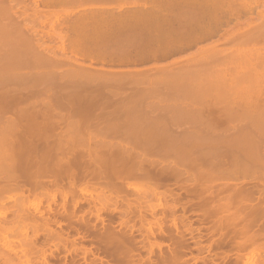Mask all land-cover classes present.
<instances>
[{
    "label": "rangeland",
    "instance_id": "rangeland-1",
    "mask_svg": "<svg viewBox=\"0 0 264 264\" xmlns=\"http://www.w3.org/2000/svg\"><path fill=\"white\" fill-rule=\"evenodd\" d=\"M3 1H7V4L9 3V6L15 9L14 10L15 13H13V19L17 20L20 18V20L19 21L17 20V22L19 25H21V29L26 31H20L21 29H18L20 28L19 25H17L18 28L17 27L13 28L16 25L13 24L12 20L10 22L9 20L10 18H9L8 19L9 21H5L7 20L6 17L4 20V17L0 15V84H1L0 99L10 100L13 98H19L23 100L17 103H10L9 101H7V103L2 102V105H4L5 107L3 106L4 108H2V113H0L1 114L0 123H2L1 126L6 124L10 125L11 123L15 122L18 118H19L18 120H20L21 115L28 113V111L29 113H31L33 110L34 111L40 110V112L46 111V113L48 114L57 115V116L64 115L67 116L65 118L67 121V118L72 117L74 119L76 118V116H79V112L78 111L76 112V110L82 108L84 110V108L86 107L85 110H87L88 108L89 109L88 113L91 112V116L93 119L92 121L93 122L94 121L98 122V120L100 121L99 124L96 122L98 125L90 128L81 127V126L74 127V126L65 125V122L62 123L59 122L57 123L58 125L57 124L55 125V129L51 130L53 131L52 133L50 132L51 136H49L48 134L46 137L48 138L53 137L51 139L52 142L56 140L57 137L55 136H57L58 134V135H62L64 139L72 140L77 143L80 140H82V142L84 143H87L89 141L91 145H95L100 141H108V140L116 143L124 142V140H126L124 138L130 137V135L131 137L133 136L135 137L136 135H138V131H139V129L137 128L138 123L132 124L133 121L131 123L129 119L134 120L136 123L137 119L142 120L143 118L144 120L149 117L148 118L149 120L151 117L154 119L158 118L156 119L158 124H156V121L154 120L155 121L154 124L156 125V130H154L155 128L152 129L154 130L152 132H149L148 130L143 128H141V130L152 135L154 138L157 139V140L155 139L156 141L160 143H164L168 146L175 147L177 144L171 145L170 143L174 144L179 142V140L182 141V139L183 140L186 139L187 142L192 141V139L196 137L195 136L196 131L206 130V128L204 129L202 127L204 125H201L204 124L203 118H206L205 115H208L209 109L215 110V108L218 107V111L220 112L223 111V113L226 114H228L227 112L229 113L232 112L230 114H232L233 116L235 115L236 117L235 116L231 117V115L228 114L230 115L229 118L226 117L225 115L223 116V114L221 113L223 117L229 119L227 121H223L225 120L224 118L223 120H221V122L219 121L218 124L216 123V125H218L216 126L217 128H215L217 129L216 131H219L220 133V130L221 131L225 130V132L223 131L224 134L225 133L227 134V130L228 133L229 132L231 133V131L235 132L237 128L234 127L233 125L235 124L239 127L240 126L239 122H241V131L243 130L244 132L245 130V132H247L246 133L247 137H244L245 141H243V144L245 143V148L247 150H250L251 151L250 153H253L254 151H255L254 153H257L256 150L259 149L258 147H261V145L263 147L264 138H259L258 141L251 140L249 136L250 132H248V128H251L250 131L253 130L255 131L257 129L255 132H257V134L258 132H260L261 133V134L259 133L260 135H262L263 134L262 132H264L263 130L264 129V0H251V1L244 0L245 2L248 1L249 5L250 6L252 5L251 7L247 6L248 3L242 2V0L241 1L229 0L231 3L227 0L226 3L224 0L223 1L220 0L221 2H223V4L225 3L224 7L226 9L222 7L223 6L222 3L221 6H220V2L217 4L218 6H216L217 1L211 0L214 2L216 1V3L210 6L211 9H209L210 7L208 9L217 11L218 9L216 7H219L220 10V12L218 10L219 13L215 12L218 13V15L214 13L217 18L215 17V15L211 14L213 13V11H210L207 14V15L210 14L213 15L214 18H212L210 15L212 21L210 18L209 21L213 22L214 26L216 25L215 27L214 26L212 27L213 24L207 21L208 19L206 18L207 15L206 17L204 16L205 19L204 17H202L205 13H207L206 7H204V9L206 10V11L204 10L205 11L204 12L203 10L200 11L199 6L198 7L196 6L200 2L204 6V4L208 0L207 1L204 0L205 2L202 1L198 2L199 0L198 1L192 0L194 1L193 2L194 4L197 2V4H195V7L199 9L200 13L201 12L203 13L200 14V16L202 15L201 19L203 18V20H200L198 18L199 17L198 12H197L198 14L194 13V11L196 12L198 10H195L194 9L195 7L191 6L188 3L190 0H187L186 5H184L183 1L185 0H183L182 1L183 6L181 5L182 3L180 2L181 0L179 1L173 0L174 2L172 0H167V1L165 0L166 1L165 3H163L164 0H159V1L158 0H121V1L119 0V2H117L118 0H115L116 2L114 1V3L113 0H110L111 1L110 3L108 0L106 3H103V0H80V1L78 0L77 1L76 0L73 1L72 0H16L17 1L16 3V1L14 0L17 6L15 5L13 0H3ZM32 1L34 3L37 2L36 4H34L35 6L31 4L33 3ZM211 1L210 4H212ZM235 1H237V3H233ZM168 2L172 4L170 5L168 4ZM228 2L230 4H228ZM250 2L252 3L250 4ZM244 3L247 5L243 7ZM103 4L105 5L107 4L106 7ZM178 4L179 7L181 5V7L186 9V11L188 12L193 9L192 10L193 12L191 11L192 12L191 16L189 13H187L189 14L188 19H190L188 20L187 23H186L187 16L186 18L184 17L187 14L185 15L182 14L184 16L181 15L182 18L184 17L183 19L181 18L183 21H181L178 18L180 16L179 13L180 14L183 13L184 9L182 8L183 10L182 12L180 11L178 12V10L173 9L174 7L179 9ZM207 4H205V6ZM159 5L160 7H158ZM166 5H170V6H166ZM14 6H16V8ZM36 6L38 8L37 10H36ZM107 6L109 8L112 6L113 10L112 8L108 9ZM208 6L209 5H207V7ZM169 7L173 9V11L169 10L170 9ZM100 8L101 10L104 9V11L106 9L105 11L106 13L104 11L99 12ZM85 9L90 10V12L98 9V11L97 12L95 11L94 13L87 12V14L90 15L92 14L96 16L95 17V19H97V21L95 20L96 22L94 21V19L91 20L94 16L92 15L91 16L87 15V17L85 16L86 15ZM80 10L81 11L83 10V13ZM107 10L109 13H111L112 11L114 13L112 12L111 14H109ZM134 10L135 11L137 10L136 11L137 13H135ZM147 10L148 12L150 10V12L148 13ZM167 10L168 12L170 11V13H167ZM79 12L85 15L82 16V14H80ZM157 12L160 13L158 14ZM95 13L96 14L101 13V14L96 15ZM139 13L141 15L143 14L146 15H144V17L141 16L140 18L138 17V15H140ZM134 14L136 15L138 14V15L136 16ZM176 14L179 16H177ZM196 14H197V18L195 19L196 16L194 15ZM219 14L222 15V18L224 20L221 19L220 17L221 15ZM104 16L106 17V19L108 17L111 19L108 18L107 20L109 21H107L105 18H103ZM135 17H137L136 18L137 21L133 20V18ZM87 18L89 20H87ZM99 18L101 22L99 21ZM101 18L103 19V22ZM215 18L216 20L219 19L216 21L217 24L214 23ZM104 19L107 21V23L105 22ZM220 19L222 21H220ZM227 20L229 21L227 22ZM23 21L24 23L26 22V25L22 23ZM196 21H198L197 23L199 22L203 23L201 24L203 29H201L202 27L200 26V23L198 25H195L197 24ZM119 26L121 28L125 27V29L122 30L120 28V30H118ZM206 26L208 30L205 28ZM189 28L191 30H189ZM197 29L199 31H197ZM200 30H203L204 33L207 30L208 33L206 32L205 33L206 36H205L203 31ZM94 31L95 33H93ZM191 31H195V34L194 32L192 33ZM106 32L109 33L107 36L105 34ZM197 32H202L203 34ZM209 32L211 33L209 34ZM189 33L190 35L192 33V36L194 34V36L190 37ZM95 34L100 36L97 38ZM199 34H201V36H199ZM202 35L205 37H203ZM228 35H230V37L225 39V37H227ZM94 37H96V39ZM25 38L26 39L29 38V40L32 38L31 47L30 45L27 46V44L30 42L27 41L28 42L27 43ZM23 40H25L27 44H25ZM95 40L97 41L94 42ZM93 42L96 44H93ZM104 42L105 43L108 42L107 43L108 45H106ZM131 42L133 44L134 43L136 44L133 45ZM141 42L143 44L140 45L139 43ZM98 43L101 46H99ZM123 43L125 46H123ZM125 43L127 44V47ZM97 44L99 48L96 46ZM120 44L122 46H120ZM138 44L141 47L145 45L144 47H146L147 49L146 48H143L144 50L141 49L140 52L144 51L143 53H140L139 51L137 52V50H140L141 48ZM128 45L130 48L128 47ZM134 46L139 49L134 48ZM165 47L167 49V52L165 51L166 49H164ZM121 48L122 50L123 48L125 49L127 48L126 50L128 51L123 50L124 51L123 52L122 50H120ZM149 48L151 51L148 50ZM116 49L120 51L122 54L120 52L116 53L118 52L115 51ZM134 49L136 54H134L135 53L133 51ZM145 49L146 51L147 50L148 51L146 52ZM105 51L106 52L108 51V53H106ZM111 51H113V53ZM86 52L89 54H87ZM109 52L112 54L111 55L112 57L110 56ZM149 52H151V54ZM114 54H116L115 56L116 58H114ZM99 55H101L102 57ZM119 57H122L123 60ZM108 58H110L111 60H109ZM238 73L241 75H239ZM200 100L203 103L201 105L200 102L199 103L200 106H198L199 105L198 102ZM213 100L214 101L216 100V102H214ZM228 100L229 102H232L231 100H233L234 102L233 104L236 103L235 101L239 100V102L242 105L247 102V105L246 104L245 106L243 105L244 106L243 108L238 103L239 108L237 107V104H235V106L237 107V109H235V106L233 104H231L230 106ZM241 100H244V102L242 103ZM86 101L87 103H85ZM219 101H221L220 102L221 104L219 103ZM88 102H90L89 103L90 106H86ZM192 102H194V104ZM196 102L198 105L196 104ZM191 103L194 106L193 105L190 106ZM222 104L223 106H221ZM226 105L229 110L232 109L231 108L232 106L235 110L226 111L224 110L225 108L223 109L221 108L224 106L226 107ZM197 106L198 108H196ZM241 107L242 109H240ZM243 109L247 111L243 112ZM236 111L237 114H234ZM238 113H241L240 116L238 115ZM68 115L70 116L68 117ZM97 115L99 116V118L96 120ZM104 115L105 117H103ZM5 116L7 117L10 116V117L8 118L6 117L7 119H2V117L5 118ZM12 116L14 119L13 118L11 119ZM93 116H95V120ZM144 116L146 117L144 118ZM102 117L104 118V120L106 118V122L109 121L111 125H113L114 123L115 126H110V125L109 127L102 126L103 124ZM121 117L123 122L125 119H128L129 125L128 124L125 126L122 125L123 128H121V126L120 128H117V125L115 123H117L118 119L119 118L121 119ZM200 118H202L203 121H200L202 123L199 124ZM243 118L246 120L248 118L249 119L251 118L254 120V122L253 120L251 121V119L248 120L249 124L246 123L248 127L247 128L244 127V129H242V125L247 126L244 125V122L246 120L244 121ZM76 119H78V117ZM159 119H161L163 123H165L164 121H166L169 124V126L166 123L164 124L165 125L164 127H158L160 125ZM232 119H234V124L231 121ZM10 120H13V122ZM238 120L240 121L238 122ZM150 121L153 122L152 119ZM250 121L255 124H256L255 121H257V124L260 127L259 129L262 128V130L258 131V126L256 128V125H254V127L253 125L251 126ZM71 122H73V120ZM236 122L238 123L236 124ZM197 123L198 126H196ZM130 124H132L133 127H130L131 126ZM140 124H142V121L140 122ZM229 124H232V127ZM99 125L102 126V128L99 127ZM198 127L200 128L198 129ZM12 129L14 131L17 130V128H12ZM238 129H239L238 131L240 132V127ZM3 130L5 131V129ZM1 133L2 135H4V132L0 130V135ZM141 133L139 132V134ZM46 137L44 139H48ZM0 138H2V136H0ZM50 138L49 140H47L48 142L50 141ZM43 141L44 140H42L41 142ZM184 144L185 141L183 143V146L189 147L187 146V144L191 146L190 143H186L185 145ZM223 146H225V144ZM195 147L196 146H194L193 148L195 149ZM262 147L260 148V150L261 149L263 150L264 147L263 148ZM243 150L246 152L245 149ZM260 150L258 153L264 154L262 153L264 150L263 151ZM168 157L167 160L162 159L160 160L159 163L162 165V163L168 164V162L171 163L172 161L173 163V161L174 162L177 161V158H175L176 160L175 159L171 160L174 156L172 158L171 156ZM181 178L180 181L178 182L174 180L173 177L172 180L171 178L169 179L167 178V180H163L166 179L163 177H157L155 180V182L156 181L157 183L159 182V184L156 183V185L158 186L161 185V187H164L167 181L171 180L170 182L168 181L170 187L167 185L166 186L173 189L174 192L172 194L177 193L176 196H174L175 194L173 195L174 197L177 198V196H180L178 197V199L180 198V200L177 199L178 201H180V203L178 204V201L175 202L178 205H176V208H174L173 210L172 214L174 216L170 214L171 211L167 210L168 208L164 209L162 208L163 206L162 207L160 206L158 208L155 207L158 211V214L160 213L162 215L163 213V215L161 216L162 218L164 217L163 218L164 220H161L163 221V223H161L162 230L159 229L160 227L158 228V225L154 224V222L151 220L152 217H150V214L148 212H150L149 208L156 206L155 204L157 202L155 200L160 198V201H164L165 198L169 197L170 195L169 196L168 194L165 195L166 193L165 192V193H158L157 195L150 197L148 193L150 192L151 187L150 186L148 187V185L145 182L141 181L142 182L141 183L140 181H138L140 183H137V181L134 180V182L131 181L129 183V187L127 186L128 188L126 186H123V188L120 187L122 189H125L126 190L125 192H122L123 191L122 189L117 188L115 190V192H117V194L115 193L117 196H115L114 190L107 191L108 189L106 190L104 188L105 189L104 190L102 188L103 189L102 191L101 188L98 190L96 188V190L94 189L89 190V194L81 198L80 202H78L77 206L75 207L73 214L74 226L77 227L79 226L78 227L79 229L77 227H72L73 224L67 223L65 220H62L60 222V226L68 231V236L66 235V237L67 238L71 237L68 240L65 238L63 239V242L66 245L63 244L61 241V243L65 245L63 247H65L66 249L62 247V244L59 241L60 239L59 240L56 239L55 235H54L55 239L58 240V241L54 240L56 244L54 241H52L54 242V244L51 242V240L48 241V239H46V241L52 243V245L51 244L48 245V243L46 242H45L46 244L44 243L46 246L41 244V241L45 237L44 235L43 236L40 235V237L38 238L39 240L37 242L42 245V248L44 246L43 249L46 250L45 254L48 257L46 259H48V261L50 260L49 264H61L63 261L64 263L62 264H67V263L69 264H104V263L105 264L106 263L107 264H162L163 260L160 261L161 263L159 262V260L161 259V257L164 259L165 256H168V258L166 257V259H164L165 260L163 262L164 264L165 263L171 264V262L168 263L170 260L172 261V264L175 263L184 264L182 263V260L184 259L187 260L190 264H195V263L196 264H233L232 262L234 260L235 253L232 254L233 253L232 251L234 250L230 248L232 250L230 252L229 247L232 246L230 244L235 243L234 236L237 234L236 227L222 229V232H220L219 230H213L212 229L213 222H211L212 219L210 217L209 218L203 217L201 211H204L205 213V210H203L204 207L201 210L202 207H199L200 205L195 201L197 200V198L194 200L193 198H195V196L189 194L185 189L188 183L186 185L184 181L182 183ZM162 181H166L165 185L164 182ZM188 181L192 183L193 180L188 179ZM138 184L141 185L143 184L144 186L146 185L147 188L144 187L143 185L141 186ZM183 184L185 187H183ZM137 185L138 187H136ZM140 186L143 189V190L141 189L142 190L141 192L139 191ZM161 187L159 186L158 189L162 190ZM118 189L122 190L121 192L123 193V195L121 194L120 191H118ZM130 190L131 191L133 190V192H130ZM101 191L103 193L105 191V195H103ZM136 191L137 192L139 191V193H137ZM143 191L147 192L146 195L143 194L145 193ZM107 192H109V194L112 192L111 196L113 195L114 199L112 198L113 196L111 197ZM134 192L137 194H135ZM76 193L77 194L75 195L78 196L81 195L80 193H78V191H76ZM126 194L127 196L124 197V195ZM138 194L139 196L141 195L142 196L139 197ZM95 195H98L99 199ZM130 195L134 196L135 198L131 197ZM106 196L109 201L106 200L107 198L106 199L104 198ZM120 196H123L127 200L123 199V197ZM146 196H148V198ZM101 197L103 199H101ZM109 198H111V200ZM129 198L130 200H132L131 203L130 200L128 201ZM145 198L146 200L147 199L149 200L145 202L146 201L144 200ZM152 198L154 199L152 200ZM190 198L193 199V202L190 201L191 200ZM150 199L153 202L155 201V204L153 202H150ZM125 200L128 201L126 202L127 205L125 203ZM167 200L168 202H172L171 196L167 198L166 201ZM91 202L92 203L96 202V203L92 204ZM112 203L114 205H112ZM145 203H147L146 205L148 207L145 205ZM149 203H151V207H149L150 206ZM96 204L98 205L96 206ZM71 205H72L71 203L68 204V206L72 209ZM144 206L145 209L146 208L148 209L145 210L146 212L143 210ZM197 206L199 210L196 208ZM51 207H52V212L46 209V207L43 208L45 209V214L51 213L52 215L58 217L59 215L55 213H60L64 211V209L60 207L58 204L53 203ZM97 207L98 208L100 207L102 208V210H104L101 211L102 213L97 211V213L99 212V214L100 213L103 214L102 215L103 217L105 216L104 220L107 218L105 221H103V223L101 218L99 219V217H96L94 214ZM119 207L120 209L122 208L124 212L122 211V209L120 210ZM70 208L69 210H71ZM90 208H93L92 209L93 212L90 210ZM100 208L99 210H101ZM136 208L137 209L139 208L141 212H139V210H137ZM124 209L126 211L128 210L126 214L127 215L129 214L128 217L125 218L124 216L127 215L125 214L126 211ZM118 211L119 212L121 211L120 212L121 214ZM122 213H124L125 215L124 214L122 215ZM130 213L131 215L132 214L133 215L131 216ZM135 213H137V215L138 213H140L141 218L139 216L138 218ZM144 213H146L144 215L146 220H142L143 218L142 215ZM81 214L83 215L81 216ZM120 215L123 216L124 223L121 220L122 217ZM205 215L206 214H204V216ZM130 216L133 218H131ZM81 217H83V219ZM170 217L174 218L175 224L170 219ZM147 218L151 221V223L148 222ZM204 218L206 219L203 220ZM85 219L87 221H85ZM108 219H110L108 222L112 221L110 222L112 225L111 224L110 225L112 226L113 229L111 228V226L109 228L108 225H105L104 222L107 223ZM126 219H128V221ZM132 219L134 220L135 223L132 222L133 221ZM83 220L85 221V223ZM138 220H140L141 222ZM142 221L144 222V224L148 222L146 224V227H148V224L150 223L152 229H154V231L158 230L159 234L161 233L163 234V232L166 233V231L169 232L172 231L171 234H169L168 236L170 237V235H172L173 239L169 238L167 234L164 235L165 233L163 234L165 237L162 235L160 236V239H158L159 238L158 236H157L158 238L156 237V239L149 238L148 228L146 230V228L143 226ZM86 222L92 223V225L86 224ZM185 222L186 223L188 222L189 224L188 223L186 224ZM129 223L134 224V225L131 224V227L133 226L134 228L128 227L127 225H129ZM101 224L104 225L105 227L102 226ZM93 227H95L94 228L95 232L93 231L94 230ZM105 228H107L108 231L110 230L109 232H111V230H114V232L113 231L111 232V235L113 233L116 235V233L118 232L117 239L116 238L114 239L113 237L114 234L111 237L113 240H116L114 241L113 244H110L111 242L109 240L108 241L105 240L107 238L106 236H109L108 239L111 236V235H107L109 234L107 230H103ZM98 229L99 230L102 229V230L99 231ZM115 229H117L116 230L117 232H115ZM121 229L124 231L122 232ZM177 229L181 232V234L184 233V235L182 236L183 237L185 236L186 239L184 240L185 237L182 239V236L179 238L180 240L186 241L185 243L183 241H180L178 237L173 236L176 234L178 235V233H180L178 232ZM144 230H146L147 233ZM103 231L107 233H103ZM255 231L260 232V230L258 229H256ZM30 232L31 231H29V233ZM21 233L22 232H20V237H21ZM144 233L148 236L149 240L147 239V236L143 235ZM17 234H19V232ZM17 234L15 232L14 237L12 236L15 242V244H13L14 250L11 245L13 252L12 250H10L9 252V250L7 249H5L6 250L5 251L2 248V246H0V250L2 248L3 251H5V253L3 252L4 254L3 253L0 254V259H1L0 261L3 260L2 258L5 259V261L1 262V264L2 263L5 264L6 261H7L6 264H11V263L22 264L20 262L21 257H18L16 255L15 256L11 255V253L13 254L15 251H19L20 249L19 247L21 246V245L18 246L19 243H16V241L18 242L17 239L15 240ZM142 235L144 239H142L143 238ZM166 236L169 238L170 241L166 238ZM219 236L222 238L220 239ZM20 237L17 238L19 239ZM100 237H105V239L102 238L103 243L100 241ZM121 237H123V239ZM176 240H179L178 243L182 245V246L180 245V247L183 250V253L180 251L181 249L179 250L182 254L181 253L179 254V251L177 250L179 249L177 248V246L179 245L176 243ZM104 242L105 243L107 242L109 245H113V246L105 248L106 249L105 250L104 246L106 245L108 246V244L106 243L105 245ZM160 242L161 243L163 242L164 244H162L161 246ZM172 242L175 243L177 248L176 250H174L175 253L178 251L177 253L181 257L177 255V253L174 255L173 254L174 252L169 251L170 249H172L173 246H174L173 249H175V245L174 243L172 245ZM182 242L187 247H185V245L183 246ZM259 242H261V240ZM57 244L58 246H55ZM219 244L222 247H220ZM28 245L30 244L28 243L26 246L24 245L22 247H27L24 249L28 250ZM47 246H49L51 250ZM54 246L56 250H54L55 248L52 249ZM33 247L36 248L34 245L31 248ZM109 248H112L111 251H109L110 250ZM33 250L32 252H28L30 251L28 250L25 253L26 255L30 256V260L31 258L36 259V261L32 259L34 263L36 262L39 263V260L41 258V256L39 255H41V252L39 251L35 252V250L34 251ZM124 250H126V252ZM165 250H167V254L164 255L163 257L162 255L164 254ZM49 251H53V252H51V254H48L50 253ZM228 252L231 254L230 257L228 256L229 255ZM18 253L15 252V254L17 255ZM171 253L172 256H170ZM32 254H34L33 257H31ZM176 255L177 258L173 257ZM34 256L35 257L37 256V258H35ZM17 257L19 259H17ZM149 257L153 260V262L152 260L150 262ZM172 257L174 260H172ZM178 257H180V259ZM182 257L183 259H181ZM256 257L254 256L253 260H255ZM212 258L214 261L212 260ZM259 259L256 260L258 261V263L256 261H255L256 263L254 261L253 263L252 262L251 263L259 264L260 262ZM99 260L102 263H100ZM166 260L169 261L166 262ZM187 261L185 264H188Z\"/></svg>",
    "mask_w": 264,
    "mask_h": 264
},
{
    "label": "bare ground",
    "instance_id": "bare-ground-1",
    "mask_svg": "<svg viewBox=\"0 0 264 264\" xmlns=\"http://www.w3.org/2000/svg\"><path fill=\"white\" fill-rule=\"evenodd\" d=\"M15 1H14V3H15ZM78 1H80V0H78ZM108 1H109V3L111 2L110 0H108ZM114 1L115 0H113V3H114ZM166 1L164 0V2L163 1L162 2L165 3ZM174 1H176V0H174ZM177 1H179V0H177ZM182 1L183 0H181L180 2H182ZM185 1H183L184 5H186V3H187V0H185ZM196 1H198V0H196ZM200 1L205 2L207 0H205V1L204 0H199L198 2H200ZM208 1H209V3H208ZM208 1L205 3V4L208 3L207 4V5H209L208 7H207V5L205 6V4L203 6V4L201 2L198 3V4H197V2L195 3V4H197L196 5L197 7L199 6L200 11L201 10L204 11L205 10L204 7H206L207 13H205L203 16L201 15L202 17H204V16L206 17L208 12L213 11V10H209V9H211L210 6H212L214 3H216V1H217L216 6H218L217 4L220 2V6H221V3H222V5H223L222 7L225 8L224 5L229 0H227V1L224 0L225 1L224 4L220 0L219 1L216 0L215 2L211 1V0H208ZM210 1L212 2V4H210ZM232 1H234V0H232ZM239 1H241V0H239ZM248 1H251V0H248ZM248 1H246V2L248 3ZM106 2H107V0H103V3H106ZM117 2H119V0ZM169 2H168V4H170ZM183 2L181 3V5L183 4ZM193 2L194 1L190 0L188 3L191 6L195 7V4ZM229 2H228V4L231 3V2L230 3ZM242 2H245V1L242 0ZM16 3H17V1H16ZM16 3H15V5H16ZM36 3L33 2L31 4L34 5ZM233 3H237V1H235ZM245 3L243 5V7L245 5H247ZM251 3L252 2H250V4ZM200 4H202V5H200ZM33 5H32V7H33ZM103 5L106 7L107 4L106 5L103 4ZM170 5H166V6H170ZM181 5L179 7V4H178L179 9H181V10H179L178 8H175V7L173 9L178 10V12L179 11L182 12L183 11L182 10L183 7H181ZM16 6H14V7L16 8ZM174 6H175V4H174ZM200 6H202V7H200ZM247 6H250L249 3H248ZM158 7H160V5ZM176 7H177V4H176ZM110 8H112V6ZM110 8L108 7V9H110ZM216 8L219 10V7H216ZM245 8H247V7H245ZM37 9L38 8L36 6V10ZM93 9H91V10H93ZM158 9H160V8H158ZM164 9H165V7H164ZM173 9L170 8L169 10L173 11ZM194 9L198 10L196 12L194 11V13H197V12L199 13V17L198 18L200 20H203V18L201 19V16H200V14H203V13L202 12L200 13L199 9L196 8V7ZM14 10L15 9H13L11 6H9V3L7 4V1H3V0L0 1V15L4 17V20H5V17H6L7 20H5V21H9L10 20V22H11V20H12L13 24L16 25L13 28H16L17 25H19L17 20L19 21L20 18L17 19V20L13 19V13H15ZM83 10L82 11L80 10V11L83 13ZM112 10H113V8H112ZM214 10H215V8H214ZM218 10L217 11L216 10L213 11V13H211V14H213V15L217 14L218 15V13L220 12V10H219V12H218ZM95 11L97 12L98 9L95 10ZM95 11H91L90 12V10H86V12H85L86 15L82 14L80 12L79 13L82 14V16L85 15L87 17V15H90V14H87V12L88 13H92V12L94 13ZM103 11H104V9L101 10V8H100L99 12H103ZM105 11H106V9H105ZM136 11H135V13H137ZM185 11H186V9H184L183 13H181V14L179 13L180 16L177 15V14L176 15L179 16L178 18L181 21H183L182 19L184 17L186 18V16H187V18H186L187 19L186 23H187L188 20H190V19H188V15L190 14V16H191L193 11L192 12L191 11H189V12L186 11L185 12ZM107 12H108V10H107ZM110 12H111V10H110ZM141 12H142V9H141ZM144 12H145V10H144ZM147 12H148V10H147ZM149 12H150V10H149ZM151 12H153V11H151ZM215 12H218V13H215ZM105 13H104V15H105ZM111 13H109V14H111ZM157 13L159 14L160 12H157ZM167 13H170V11L168 12V10H167ZM187 13H189V14H187ZM221 13H222V10H221ZM97 14L100 15L101 13H97ZM182 14H184V15L187 14V15L184 16ZM197 14L194 15V16H196L195 19L197 18ZM134 15H136V14H134ZM144 15H146V14H143V15L140 14V15H138V17L141 18V16L144 17ZM181 15L184 16V17L182 18ZM210 15H207V17H206V18H208L207 21H209V18L211 19V17L214 18L213 15H211V17H210ZM219 15H221V14H219ZM92 16H94V17L91 20L94 19V21L95 20L97 21V19H95L96 16L95 15H92ZM86 17H84V18H86ZM101 17H102V15H101ZM205 17H204V19H205ZM215 17H216V15H215ZM220 17H221L222 20H224L222 18V15ZM235 17H237V16H235ZM103 18L106 19L105 16ZM136 18L137 17L133 18V20H136ZM216 18L214 19L215 20L214 23L217 24L216 21L219 20V19L216 20ZM230 18H231V16H230ZM109 19H111V18H109ZM221 19H220V21H222ZM228 19H229V17H228ZM87 20H89V19L87 18ZM106 20H105V22L107 23V21H109V20H107V21ZM133 20H132V22H133ZM139 20H138V22H139ZM99 21L101 22L100 18H99ZM184 21H185V19H184ZM211 21H212V19H211ZM211 21H209V22H211ZM228 21L229 20H227V22ZM102 22H103V19H102ZM197 22L198 21H196V23ZM203 22H205V21H203ZM22 23H24V21ZM199 23H197L195 25H198ZM211 23L213 24V22H211ZM24 24L26 25V22ZM201 24H203V23L202 22L200 23V26L202 27ZM19 26H20V28H18V27L17 28L21 29V25H19ZM213 26H214V24L212 25V27ZM22 27H23V25H22ZM103 27H105V26H103ZM106 27H107V25H106ZM25 28H26V26H25ZM120 28L121 27L119 26L118 30H120ZM205 28L207 29V26ZM205 28H204V30H205ZM121 29L124 30L125 27L121 28ZM198 29H197V31H199ZM201 29H203V27ZM95 30H98V29H95ZM182 30H183V28H182ZM189 30H191V29L189 28ZM207 30H206V32H207ZM209 30H210V28H209ZM20 31H26V30H22L21 29ZM104 31H105V28H104ZM112 31H114V30H112ZM187 31H188V29H187ZM200 31H203V30H200ZM191 32L192 33L194 32V34H195V31H191ZM16 33H18V32H16ZM93 33H95V31ZM192 33H191V35L189 33L190 37L192 36ZM197 33H202V32H197ZM203 33H204V31H203ZM205 33H204V35H205ZM210 33L211 32H209V34ZM105 34L107 36L109 33L106 32ZM194 34H193V36H194ZM20 36H21V34H20ZM96 36L98 38L100 35L99 36L96 35ZM102 36H104V35H102ZM199 36H201V34H199ZM205 36H203V37H205ZM228 37H230V35L225 37V39L228 38ZM94 38L96 39V37H94ZM31 39L30 40H29V38L26 39V42L27 41L30 42V43L27 42L28 44L25 42V40H23V41H24L25 44H27V46L30 45V47H31L32 46L31 45V42H32ZM97 40H95L94 42H96ZM102 41H104V40H102ZM94 42H93V44H96ZM107 43L108 42H106L105 44L108 45ZM98 44L96 45L97 47H98ZM134 44H136V43H134ZM139 44L141 45L143 43L141 42ZM99 46H101V45L99 44ZM120 46H122V45L120 44ZM123 46H125L124 43H123ZM144 46L145 45H143V47L140 46L141 48H140V50H137V52L138 51L140 52L141 49L144 50L143 48H146ZM126 47H127V44H126ZM128 47H129V45H128ZM166 47L164 49H166ZM134 48H137V47L134 46ZM117 49L115 51L119 50V49L118 50ZM126 49L123 48V50L128 51ZM137 49H139V48H137ZM146 49H145V51H146ZM120 50H122V48ZM148 50H150V48ZM133 51L135 52V49ZM161 51H164V50H161ZM165 51L167 52V49ZM111 52L113 53V51H111ZM119 52L120 51H118L116 53H119ZM143 52L144 51H142L140 53H143ZM106 53H108V51ZM106 53H104V54H106ZM149 53L151 54V52H149ZM87 54H89V53H87ZM131 54H132V52H131ZM134 54H136V52ZM111 55L112 54L110 53V56ZM123 55H124V53H123ZM144 55H145V53H144ZM99 56H101V55H99ZM115 56H116V54H114V58H116ZM137 56H138V53H137ZM142 56H143V54H142ZM96 57H97V54H96ZM129 57H130V55H129ZM110 58H108V59L111 60ZM119 58H121L123 60L122 57H119ZM124 60H125V57H124ZM239 75H241V74H239ZM242 78H243V76H242ZM7 101H9L10 103H17V102L23 101V100L19 99V98H13V99H10V100L9 99L8 100L0 99V111H1L0 113H2V108L5 107L4 105H2V102L3 103H5V102L7 103ZM202 101H204V100H202ZM221 101H219V103ZM231 101L232 102H229V100H228V102L230 103V106H231V104L234 103L233 100H231ZM241 101H242V103L244 102V100H241ZM200 102H201V100L198 102V104ZM214 102H216V100ZM224 102H225V100H224ZM235 102H236L235 104H237L238 108H239V104L243 108H244L245 104L247 105V102L245 104H243L244 106L239 102V100L235 101ZM248 102H249V100H248ZM85 103H87V101ZM89 103L90 102H88V104H86V106H90ZM192 103L194 104V102H192ZM192 103L190 104V106L193 105ZM202 103L203 102H201L200 104L202 105ZM196 104H197V102H196ZM200 104L198 106H200ZM235 104H233V105L235 106ZM215 105H216V103H215ZM227 105H226V107L224 106V107H221V108L222 109L225 108L224 110H226V111H232V110L234 111L235 109H237L236 106H235V109L232 106L231 107L232 109L229 110ZM198 106L196 108H198ZM221 106H223V104ZM242 107L240 109H242ZM85 108H84V110H83V108L79 109V110H76V112L77 111L79 112V116H76V118L78 117V119H76V118L73 119L72 117H70V118H67V121L65 119L67 116H64V115L57 116V115L48 114V113H46V111H41L40 112V110H35V111L33 110L31 113H29V111H28V113L21 115L20 116V120H18L19 118L16 120L17 122L16 121L13 122V120H10V121L13 122L10 125L6 124V125L1 126L2 123H0V127H1L0 130L4 132V135H2V133L0 135V136H2V138H0L1 139L0 140V246H2V248L4 250L7 249L10 252V250H12L13 244H15L14 239H13L14 233L16 232V234H17L19 232V234H17L16 236L20 237V232H22L21 233V237L19 239L17 237H15V240L16 239L18 240V242L16 241V243H19L18 246L21 245L19 247L20 249L18 248L19 251H15V252L16 253L21 252V253H18V255H17L14 252L13 254L11 253V255L12 256L16 255L18 257H21V261L20 262L22 264H33L34 262L32 261V259L35 260V261H36V259L31 258V260H30V256L26 255L25 252H27L28 250H30L28 252H32L34 247L33 248H31V247L34 245L36 247V248H34L35 252H37V251L41 252V255H39V256H41V258L39 257L40 258L39 263L36 262L34 264H49L50 260L48 261V259H46V258H48L46 256V254H45L46 250L43 249L44 246H46L45 244L48 243V245L49 244L52 245V243L54 244V242H55L54 240H56V239H58V240L60 239L59 240L60 243L62 241V243L65 244L63 242V239L65 238V239L68 240V239L71 238V237L70 238L66 237V235L68 236V231L65 230V228H62L60 226V222L62 220H65L67 223H72L73 224V226L71 225L72 227H77V226H74V218H73L74 217V215H73L74 214V209L77 206L78 202H80L81 198L83 196L85 197V196H87V194H89V190H91V189L92 190L93 189L96 190V188H97V190L100 189V188L101 189L105 188L106 190L108 189L107 191H109V190L113 191L114 190V194L115 193L117 194V192H115V190L117 188H120V187L123 188V186H126V187L128 186L129 187V183L131 181L134 182V180L137 181V183H140L141 181L145 182L148 185V187L149 186L151 187V190L148 193L150 195V197L151 196L153 197V196L157 195L158 193H165V192H166L165 195L168 194V196L169 195L171 196L172 202H168V200L166 201V199L169 198L170 196L166 197L164 201H160V198L155 200L157 202L156 204H155V201L154 202L152 201L154 198H152V200L150 199V202H153L156 206H154V204H153L154 207H151V203H149L150 204L149 207H151V208H149L150 212H148V211L147 212L150 214V217H152L151 220L154 222V224L158 225V228L160 227L159 229L162 230L161 223H163V221H161V220H164L163 219L164 217L162 218L161 216L163 215V213H162V215L159 213L160 214V216H159L158 211H157V209L155 207L158 208L160 206L161 207L163 206L162 208H164V209L168 208L167 210L171 211L170 214L173 215L172 213H173L174 208H176V205H178L180 203V201H178V200H180V198L178 199V197H180V196H177V198L174 197V196L177 195V193H174L175 195L172 194L174 191H173V189L169 188L170 187L169 184H168L169 180L166 183V185L169 186V187H167L165 185L166 181H162V182H164V185H165L164 187H161V185H159L162 188V190L158 189L159 186L156 185L157 181L155 182V180H156L157 177L166 178V179H163V180H167V178L168 179L171 178V180H172V177H173L174 180H176L178 182V181H180V178L183 177L184 180H183V178H181L182 179V183H183V181H184L185 185L188 183V185H186V187L183 184V187H185L186 191L189 194L195 196V198H193L194 200L197 198V200H195V201L200 205V206L198 205L199 207H202L201 210L204 207L203 210H205V213H204V211H201V213H202L203 217H206V218L210 217L212 219V220L211 219L210 220H211V222H213L212 223V227H213L212 229L213 230H219L220 232H222V229H228L230 227H236V229H237L236 233L237 234L234 236L235 243L230 244L232 246L229 247V251L231 252L232 250L230 248H232L234 250V251H232L233 252L232 254L235 253V255H236V256L234 255V260H233L232 263L233 264H252L253 261L255 262L256 260H258L260 258L259 259L260 262L264 264V154L258 153L260 148L262 147V145H261V147H258L259 148L258 150H256L257 153H254L255 151L253 153H250L251 151L247 150L245 148V143L243 144V141H245L244 137H247V134H246L247 132H245V130H244V132H243V130L241 131V122H239L240 120H238L239 125H240L239 126L240 127V132L238 131L239 127L234 124V119H232L231 121L234 124L233 126L237 128L235 130V132L231 131L232 134L230 132L228 133L227 129H226L227 130V134L226 133L224 134L225 130H223V129L222 130L224 132L221 131V130H220V133H219V131H216L217 129H215V128H217L216 126H218V125H216V123L218 124L219 121L221 122V120H223L225 118V117H223L224 115L226 117H229V118H230V115L232 117L233 115L230 114L232 112H230V113L227 112L228 114H230V115H228L226 113H223V111L222 112L218 111V107L215 108V110L209 109L208 115H205L206 118L202 117L204 121L202 120V118H200V120H199V124L202 123L200 121L204 122V124H201V125H204L202 127L204 129L206 128V130H204V131H200V130L196 131L195 132V136L196 137L194 139H192V141H188L187 142L186 139H184V140L182 139V141L179 140V142H177V143H174V144L170 143L171 145L177 144L175 147L174 146H168V145H166L164 143H160V142L156 141L157 139L154 138L152 135H150L147 132L141 130V128L146 129L149 132H152V131L156 130V125L154 123H155L156 119H158V118L154 119V118L150 117V119L148 120V118H149L148 116H147L148 118L144 119V120H143V118H142V120L141 119L140 120L137 119L136 123H135L134 120L129 119V121H131V123L133 121L132 124H137L138 123L137 124V128L139 129V131L137 130L138 131V135H136L135 137L133 136L134 134L132 135L133 137H131V135H130V137L126 136L128 138H124V139H126V140H124V142H117L116 143V142H112V141L108 140V141H100V142H98L95 145H91L89 141L87 143H84V142H82V140H80L77 143V142H74L72 140L64 139L62 135H58V134H57V136H55V137H57L56 140L53 139L54 141L51 142V139L53 137L52 138L49 137L50 141L49 142L47 141V140H49V138L46 137V136L48 134H49V136H51L50 132L51 133L53 132L51 130H54L55 129V125L57 123H59V122L60 123L65 122V125L74 126V127L81 126V127L90 128V127H94V126L98 125L100 123V121L99 120H98V122L94 121L95 122L94 123L92 121L93 119H92V116H91V112L88 113L89 109L87 108V110H85ZM237 111H239V110H237ZM237 111L234 114H237ZM245 111H247V110L243 109V112H245ZM243 112H241V113H243ZM221 113L223 114V116H222ZM241 113H238V115L240 116ZM17 116H19V115H17ZM69 116L70 115H68V117ZM6 117L7 116H5V118L2 117V119H7L10 116H8L7 118ZM96 117H97L96 118V120H97L99 118V116L97 115ZM103 117H105V115ZM145 117L146 116H144V118ZM12 118H13V116L11 117V119ZM15 118H16V116H15ZM93 118L95 120V116H93ZM106 118H107V116H106ZM106 118H105V120L103 118L102 126H106V127L107 126L109 127V125L110 126H115L114 123H113V125H111V123H109V121L106 122ZM229 118H227V119L225 118V120H223V121H227ZM244 118H243V120L245 121L246 119H244ZM119 119H118V122L115 123L117 125V128H120V126H121V128H123V126H125L127 124L129 125L128 119H125L126 121L124 120V122L122 120V117L120 119V122H119ZM151 119L153 120V122L150 121ZM250 119L248 118L246 120L247 122L243 121L244 125H247L246 123L249 124L248 120H250ZM72 120H73L74 123L71 122ZM159 120H160L159 121L160 125L158 127H164L165 126L164 124H166L167 122L164 121L165 123H163V121L161 119H159ZM252 120L253 119H251V121ZM141 121H142V124H140ZM241 121H242V119H241ZM251 121H250L251 126L253 125V127H254V125H256V128H257V126H258L257 121H255L256 124L252 123ZM121 122H123V123H121ZM238 122H236V124ZM253 122H254V120H253ZM258 123H259V121H258ZM71 124H73V125H71ZM132 124H130L131 125L130 127H133ZM156 124H158L157 121H156ZM100 125H99V127L102 128V126H100ZM138 125H140V126H138ZM154 125H155V127H154ZM229 125H231V127H232V124H229ZM168 126H169V124H168ZM196 126H198V123H197ZM251 126H249V127H251ZM200 127H198V129ZM244 127L247 128L248 125L247 126H243L242 125V129H244ZM253 127H252V130H253ZM2 128L5 129V131ZM12 128H17V130L14 131ZM153 128H155V129L152 130ZM259 128L260 127L258 126V131H261L262 128L261 129H259ZM250 130H251V128H248V132H250L249 136H250L251 140L258 141L259 138H264V135H263L264 132H262L263 134L260 135L261 134L260 132H258V134H257V132H255L257 129L255 131L254 130L250 131ZM139 132L140 133L142 132V133L139 134ZM45 137L48 138V139H44ZM128 139H130V140H128ZM42 140H44V141L41 142ZM184 141H185V144L186 143H190L191 146L189 144H187V146H189V147L183 146ZM224 144H225L226 147L223 146ZM178 145H180V146H178ZM194 146H196L195 149L193 148ZM242 146H244V147H242ZM197 147H198V149H197ZM263 147H264V145H263ZM192 149H194V150H192ZM243 149H245L246 152ZM256 149H257V147H256ZM263 150H264V148H263ZM262 153H264V151ZM168 156H171V158L173 157L171 160L177 158V161H175V162L173 161V163L171 161V163L168 162V164H163L162 163V165H161L159 163L160 160H162V159H164V160L166 159L167 160ZM168 158H170V157H168ZM161 162H163V161H161ZM188 179L193 180L192 183L189 182L190 180L188 181ZM159 180H161V179H159ZM138 181H140V182H138ZM157 184H159V182ZM134 185H136V184H134ZM138 185H141V184H138ZM138 185L136 187H138ZM178 185H176V186H178ZM141 186H140V189L138 188L140 192L143 190ZM144 187H146V185ZM122 188H120V189H122ZM103 189H102V191H103ZM120 189H118V191H120V192L122 190H123L122 192L126 191L125 189H122V190H120ZM76 191H78V193H80L81 195L80 196L75 195V194H77ZM139 191L138 192L136 191V192L139 193ZM122 192H121V194L123 195ZM130 192H133V190L132 191L130 190ZM143 192H145V191H143ZM107 193L109 194V192H107ZM126 193H128V192H126ZM134 193H133V195H134ZM137 193H135V194H137ZM146 193L147 192H145L143 194L146 195ZM111 194H112V192L109 195L111 196ZM116 194H115V196H117ZM98 195H95V196L98 197ZM103 195H105V191H104ZM126 196H127V194L124 195V197H126ZM138 196H139V194H138ZM141 196H139V197H141ZM120 197H123V196H120ZM124 197H123V199H126ZM131 197L135 198L134 196H131ZM146 197L148 198V196H146ZM104 198L106 199L107 196L104 197ZM112 198L114 199V196ZM130 198L128 199V201L130 200ZM98 199H99V197H98ZM101 199H103V198L101 197ZM109 199L111 200V198H109ZM193 199H191L190 201L193 202ZM83 200H84V198H83ZM90 200H89V202H90ZM106 200H108V198ZM126 200H125V203L128 202ZM144 200H146V198ZM147 200H149V199H147ZM147 200L145 202H147ZM131 201L132 200H130V203H131ZM137 201H139V200H137ZM177 201H178V204L175 203ZM195 201H194V203H195ZM68 202L72 204L71 205L72 209L68 206V204H69ZM121 202H124V201H121ZM53 203L54 204H58L60 207H62L64 209L63 212L55 213V214L59 215L58 217L52 215L51 213L50 214H45V209H43V208L46 207V209H48L50 212H52L51 205H53ZM95 203L96 202H93L92 204H95ZM113 203H112V205H114ZM116 203H118V202H116ZM146 204L147 203H145V205ZM97 205L98 204H96V206ZM126 205H127V203H126ZM140 206H142V205H140ZM198 206L196 207L197 209H198ZM115 207H116V204H115ZM69 208L72 211L69 210ZM99 208L98 207H97V209L95 208L96 211L94 209V211L96 212V213L94 212V214H95L96 217H99V219L101 218L102 223H103V221H105L107 218L104 220L105 216L103 217L102 216L103 214H101L102 213L101 211H104V210H102V208H100L101 210H99ZM112 208H114V207H112ZM143 208L142 209L144 211L147 209V208L145 209V206ZM92 209L93 208H90L91 211H92ZM119 209H120V207H119ZM114 210H116V209H114ZM137 210H139V212H141L139 208ZM97 211L101 212L100 213L101 215L99 214V212L97 213ZM122 211H123V209H122ZM127 211L125 212V214L127 213ZM129 211H131V210H129ZM199 213H200V211H199ZM203 213L206 214L207 216L206 215L204 216ZM123 214L124 213H122V215ZM135 214H136L137 217L138 216L140 217V215H141L140 213H138V215H137V213H135ZM145 214L146 213H144L142 215L143 216L142 220H146V218L144 217ZM82 215L83 214H81V216ZM122 215H120V216L122 217L121 220L123 221V216ZM128 215L124 216V218L128 217ZM130 215H131V213H130ZM120 216H119V218H120ZM81 218L83 219V217H81ZM108 218H110V217H108ZM131 218H133V217H131ZM160 218H162V219H160ZM206 218H204L203 220H205ZM82 219H81V221H82ZM128 219H126V220L128 221ZM170 219L174 223V218L170 217ZM109 220L110 219L107 220V223L106 222H104V223H105V225H108V227L110 228V226L112 225L110 222H112V221L108 222ZM140 220H138V221H140ZM85 221H87V220L85 219ZM85 221H84V223H85ZM132 222H134V220ZM148 222L151 223V221L149 219H148ZM153 222H152V224H153ZM123 223H124V221H123ZM147 223L144 224V222H143V226L146 228V230L148 228L149 238L156 239V237L158 236L159 238L158 237L157 238L160 239V236H162L165 232H163V234L162 233L159 234L158 230H156L157 231L156 232V231H154V229H152V226H150L151 225L150 223L148 224V227H146ZM86 224H91L92 225V223H87V222H86ZM131 224L129 223V225H127V226L131 227ZM132 225H134V224H132ZM55 226H56V228H55ZM102 226H104V225H102ZM28 228H30V229H28ZM94 228L95 227H93V229ZM107 228H105L103 230H107ZM111 228H112V226H111ZM174 229H175V226H174ZM187 229H188V227H187ZM256 229L260 230V232L259 231L256 232L255 231ZM101 230H99V231H101ZM116 230L117 229H115V232H117ZM131 230H133V229H131ZM146 230H144V231L146 232ZM29 231H31V232L29 233ZM93 231L95 232V229ZM109 231L107 230V232H109ZM112 231L114 232V230H111V232ZM121 231L123 232L124 230L121 229ZM107 232L103 231V233H107ZM111 232H109V234H107V235H111ZM171 232L166 231V233L164 235L167 234V236H168L169 234H171ZM174 232H175V230H174ZM178 232H180V231L178 230ZM117 233H116V235L113 233L114 236L112 234L109 239H108L109 236H106L107 237L106 239H105V237H100V241L102 242V240L105 239L106 241L109 240L111 242V243L109 242L110 244H113L114 241H116V240H113L111 237L113 236L114 239L115 238L117 239ZM131 233H132V231H131ZM121 234H123V233H121ZM233 234H235V233H233ZM40 235H42V236L44 235L45 236L44 239L41 241V244L44 245L43 248H42V245L37 242L39 240L38 238L40 237ZM54 235L56 236V239H55ZM143 235L147 236L145 233ZM143 235H142V237H143ZM178 235L176 234V235H173V236L178 237V239L180 240L179 237L184 235V233L181 234V232H180V233H178ZM167 236H166V238L168 240H169V238H172V235H170V237L168 236L169 238ZM51 237H53V238H51ZM123 237H125V236H123ZM123 237H121V238L123 239ZM164 237H161V238H164ZM176 237H174V238H176ZM184 237L182 236V239ZM149 238L147 236L148 240H149ZM219 238L221 239L222 237L219 236ZM46 239H48V241L51 240V242L52 241H54V242L49 243V242L46 241ZM73 239H75V238H73ZM142 239H144V237ZM185 239H186V237L184 238V240ZM58 240H56V241H58ZM112 240H113V242H112ZM179 240H176V243L179 245V246H177V248H179V249L176 248V245L174 243L175 240H174V242H172V245L174 243L175 249H173L174 248V246H173L172 249L169 250L170 252H174L173 253L174 255L181 249V247H180L181 244L178 243ZM260 240H261V242H259ZM180 241H183V240H180ZM11 242H12V244H11ZM157 242H159V241H157ZM183 242L185 243L186 241H183ZM183 242H182V244H183ZM28 243L30 244V245H28V250L24 249V248H27V247H22V246H24V245L26 246ZM106 243H105V245H106ZM55 244H56V242H55ZM63 244H62V247L66 245V244L65 245H63ZM162 244H164V243L162 242L160 245L162 246ZM217 244H216V246H217ZM11 245H12V247H11ZM167 245H169V244H167ZM184 245L185 244H183V246ZM55 246H58V244L55 245ZM55 246L52 249H54ZM111 246H113V245H109L108 244V246L107 245L104 246V249L108 248V247H111ZM219 246L222 247L220 244H219ZM29 247H30V249H29ZM47 247L50 248L49 246H47ZM47 247H46V249H47ZM74 247H75V244H74ZM170 247H171V245H170ZM185 247H187V246L185 245ZM2 248L0 250V254L3 253V252L5 253V251H6V250L3 251ZM15 248H16V245H15ZM63 248H65V247H63ZM36 249H38V250H36ZM109 249H110L109 251H111L112 248H109ZM176 249L178 251L175 253L174 250H176ZM13 250H14V247H13ZM13 250H12V252H13ZM50 250H51V248H50ZM54 250H56V248ZM171 250H173V251H171ZM245 250H247V251H245ZM124 251L126 252V250H124ZM180 251L183 253L182 249ZM180 251H179V254L181 253ZM9 252H7V253H9ZM49 252L50 253H48V254H51V252H53V251H49ZM165 252L162 255L163 257H164V255L167 254V250H165ZM214 253H216V252H214ZM19 254L22 255V256H20ZM179 254L177 253V255H179ZM11 255H9V256H11ZM33 255L34 254H32L31 257H33ZM65 255H66V253H65ZM177 255L173 256V257L177 258ZM230 255L231 254L229 253L228 256L230 257ZM7 256H8V254H7ZM170 256H172V253L170 254ZM226 256H227V253H226ZM254 256L255 257L257 256L258 258L256 257V259L253 260ZM18 257H17V259H19ZM166 257L168 258V256H165L164 259H166ZM173 257H172V260H174ZM180 257H178V258L180 259ZM183 257L181 259H183ZM220 257H222V256H220ZM35 258H37V256ZM196 258H197V256H196ZM2 259L3 260L0 261V264H1V262L5 261L4 258H2ZM13 259H14V257H13ZM164 259L161 257L159 262L162 261V260L164 262L165 261ZM179 259H178V261H179ZM64 260H65V258H64ZM151 260L152 259L150 258V262H151ZM169 260H170V258H169ZM212 260H213V258H212ZM168 261L166 260V262H168ZM186 261L187 260L184 259V260H182V263L185 264ZM8 262H10V261H8ZM31 262H33V263H31ZM152 262H153V260H152ZM163 262H162V264H164ZM170 262L172 264L171 260L168 263H170ZM193 262H196V261H193ZM256 262L258 263V261H256ZM260 262H259V264H261ZM6 263H7V261L5 262V264ZM62 263H64V261ZM100 263H102V262L100 261ZM2 264H4V263H2ZM67 264H69V263H67ZM165 264H167V263H165ZM188 264H190V263L188 262Z\"/></svg>",
    "mask_w": 264,
    "mask_h": 264
}]
</instances>
